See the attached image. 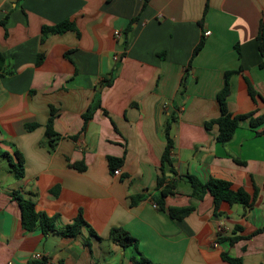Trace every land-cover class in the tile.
<instances>
[{
  "label": "crops",
  "instance_id": "obj_1",
  "mask_svg": "<svg viewBox=\"0 0 264 264\" xmlns=\"http://www.w3.org/2000/svg\"><path fill=\"white\" fill-rule=\"evenodd\" d=\"M263 14L264 0H0V264H137V250L156 264H230L222 252L264 264V118L256 126L241 120L224 143L215 139L216 124L204 125L219 115L216 93L229 70L238 71L228 79L227 109L264 114V55L256 39ZM63 20L74 29L41 32ZM51 110L58 138L48 149ZM172 114L175 175L166 172L164 184L175 190L162 210L152 196ZM16 152L19 178L9 166ZM107 156L122 158L118 175ZM186 174L225 179L255 195L252 204L222 203L214 215L210 194L190 196ZM14 194L55 217V229L23 228ZM138 194L144 197L131 204ZM183 206L192 210L181 219L166 210ZM79 209L86 225L63 235ZM113 227L134 237L137 250L108 239ZM218 234L243 238L229 244Z\"/></svg>",
  "mask_w": 264,
  "mask_h": 264
},
{
  "label": "trees",
  "instance_id": "obj_2",
  "mask_svg": "<svg viewBox=\"0 0 264 264\" xmlns=\"http://www.w3.org/2000/svg\"><path fill=\"white\" fill-rule=\"evenodd\" d=\"M146 1V0H145ZM74 29V24L70 20H63L54 25L43 26L41 28V32L43 34L47 33H62L66 30ZM256 39L258 41V49L262 55H264V14L259 22L258 31L256 35ZM128 42L126 36V30L123 36L122 45L126 46ZM203 38H199L195 47L192 50L191 58L199 51V49L203 46ZM41 61V55L38 54L36 63ZM190 63V60H189ZM188 63V65H189ZM238 70H229L225 71L223 76V85L216 93V99L219 107V115L210 119L209 121H205L204 125L206 128H210L213 124L217 126V134L216 141L220 143H224L228 141L232 135L234 134L235 128L238 126L239 122L243 119L250 118L249 124L250 126L258 125L264 118V114L257 116L256 118L252 117L253 111L249 113L242 114H234L227 109L226 97L229 93V76L231 73L236 72ZM7 72V71H6ZM4 73V56L0 52V76ZM186 80V75H183L181 79V85L184 86ZM108 82V81H107ZM247 91L249 96L255 100L258 97V93L253 89L252 85L247 82ZM96 106V105H94ZM94 106H89L87 110L83 113L82 117L84 123L90 118L92 114V110ZM52 118L53 111H50V115L47 119L46 127H45V137L47 139L48 149H52L56 143L58 138V134L52 129ZM174 120V115H169L168 119L164 125V136L166 139V143L161 154L160 164L158 167V175L156 178L155 188L157 192L152 196V199L155 203V206L159 209L164 210V198L168 194H172L175 190V184L173 182H168L164 184L166 179V172H170L175 175V172L172 168L171 162V147L172 140L169 136V127L170 122ZM36 124H27L26 128L31 129L35 127ZM6 155V154H5ZM17 163L13 164L10 162V172H12L13 176L19 178L23 174L22 168V158L18 152H16ZM108 167L112 171L113 169L119 167L122 164V158L107 156ZM77 169L83 170L82 166H78V164H74ZM186 182L190 186V196L195 197L197 199H201L204 194L208 193L212 197L213 203V214H220V205L222 203H226L228 205L237 203L241 204L243 207L249 208L252 204L253 198L255 195L251 196L243 189L233 190L231 187V183L225 179L210 177L206 181H200L196 176L192 174L184 175ZM256 194V192H254ZM15 199L18 201L20 207V215H21V225L25 229H30L35 225L40 226L42 232L46 233L49 230H54L55 217H49L46 214L39 212L35 208V203L33 199L23 198L19 195H13ZM144 194H138L130 197L131 204L136 203L138 200L142 199ZM168 214L172 218L181 219L186 216L191 210V206H183V207H168L166 208ZM86 225V222L83 219L82 212L79 209L76 216L73 220L66 224V226L61 230V233L66 236H75L77 235L81 228ZM237 229H240L239 226H235ZM260 229H257L253 234L258 232ZM92 235L96 236L93 231L90 229ZM99 239L98 236H96ZM243 238L241 235H233V236H224L221 234L217 235V240H227L229 244H233L237 240ZM108 239L112 240L116 244L125 247L128 245L133 246L135 250H137V240L130 236L125 230L118 227H113L109 230ZM139 257L137 258V264H156L149 259L145 258L138 250ZM221 258L227 261L230 264H242L241 257H233L229 256L227 252L221 253ZM37 264V263H33Z\"/></svg>",
  "mask_w": 264,
  "mask_h": 264
},
{
  "label": "built area",
  "instance_id": "obj_3",
  "mask_svg": "<svg viewBox=\"0 0 264 264\" xmlns=\"http://www.w3.org/2000/svg\"><path fill=\"white\" fill-rule=\"evenodd\" d=\"M208 33H209V31H206L204 34H208ZM113 34H114L116 37H119V36H120V32L117 31V30H115V31L113 32ZM119 172H120V171H119V168H115V169L112 170V173H113L114 175H118ZM33 258L36 259V260H38V259H41V258H42V255H41L40 253H34V254H33ZM46 264H52V262H51V261H47Z\"/></svg>",
  "mask_w": 264,
  "mask_h": 264
}]
</instances>
